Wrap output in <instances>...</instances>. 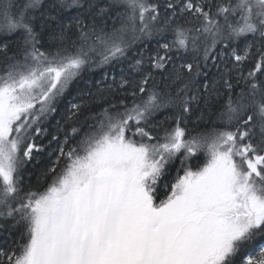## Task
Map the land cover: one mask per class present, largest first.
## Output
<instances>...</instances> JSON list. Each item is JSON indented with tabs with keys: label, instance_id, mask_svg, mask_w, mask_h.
Masks as SVG:
<instances>
[{
	"label": "snow or ice",
	"instance_id": "6c2138e0",
	"mask_svg": "<svg viewBox=\"0 0 264 264\" xmlns=\"http://www.w3.org/2000/svg\"><path fill=\"white\" fill-rule=\"evenodd\" d=\"M0 264H264V0H0Z\"/></svg>",
	"mask_w": 264,
	"mask_h": 264
},
{
	"label": "trees",
	"instance_id": "16d2710c",
	"mask_svg": "<svg viewBox=\"0 0 264 264\" xmlns=\"http://www.w3.org/2000/svg\"><path fill=\"white\" fill-rule=\"evenodd\" d=\"M154 46V44H153ZM111 66H107L105 69H100V68H93L91 71H85L82 73V79H79L77 81L73 82V85L70 87L69 92L74 95L75 90L77 88H84L86 87V82L88 80H98L101 78V72L108 70ZM66 97L68 96V93L65 94ZM130 103V101H129ZM66 107L65 100H61V102L57 105V110L58 113L63 112ZM98 111L99 109H95ZM215 111V109H213ZM199 115V113H196L192 116V120L195 121L196 117ZM159 118H163L162 116ZM83 119V117H81ZM216 119L215 115H209L206 116L205 120L202 121L199 125L201 129H204L205 127L210 128L213 125L210 123V121H214ZM57 120H60V115L59 114H53V116L49 117L47 120V125L44 124L43 127L47 128L49 134H55L57 135L61 140H63V135L60 132L56 131L57 127ZM63 123V122H62ZM51 139V135H46L42 139H40V143L47 145L49 140ZM57 145L55 142L52 143L51 148H46V150L39 155V158L36 160H33L29 162L27 165V172L33 174V179H32V184L35 185V175H38L41 170H43L45 167H50L51 166V161L55 160V154L49 157L48 152L51 151L52 148H56ZM61 164H63V160L61 161ZM173 175V169H171L170 173L166 175L164 182L162 181L163 185H166L167 183H170L171 180L173 179L171 176ZM162 184H160V188L162 191H164V187ZM159 188V190H160Z\"/></svg>",
	"mask_w": 264,
	"mask_h": 264
},
{
	"label": "rangeland",
	"instance_id": "374dc122",
	"mask_svg": "<svg viewBox=\"0 0 264 264\" xmlns=\"http://www.w3.org/2000/svg\"><path fill=\"white\" fill-rule=\"evenodd\" d=\"M44 124H48L47 123V121H45L44 122ZM43 124V125H44ZM42 125V126H43ZM205 162V157H204V155L202 154V153H200V154H198V158H196V159H193L192 161H191V164H192V166H193V168H195L196 166H198V165H200V166H202L203 165V163ZM180 167V165H179V162L177 161L176 163H175V165L173 166V168H171V169H173V175L171 176L173 179L171 180V182L172 183H174V178H175V176H176V169H178ZM171 169L169 170V172H168V174L170 173V171H171ZM168 174H166V175H168ZM181 175L183 174L182 172L180 173ZM166 175L164 176V177H162V179H161V181H160V183H159V185H158V188H157V192H158V194H159V199H163L164 197H165V195H166V188L164 187V185H163V183H162V181L164 182V179H165V177H166ZM160 184H162L163 185V187L165 188L164 189V191H162L161 190V188H160ZM168 184V183H167ZM166 184V185H167ZM159 188H160V190H159ZM159 190V191H158Z\"/></svg>",
	"mask_w": 264,
	"mask_h": 264
},
{
	"label": "flooded vegetation",
	"instance_id": "af4514ba",
	"mask_svg": "<svg viewBox=\"0 0 264 264\" xmlns=\"http://www.w3.org/2000/svg\"><path fill=\"white\" fill-rule=\"evenodd\" d=\"M159 191V190H158Z\"/></svg>",
	"mask_w": 264,
	"mask_h": 264
}]
</instances>
